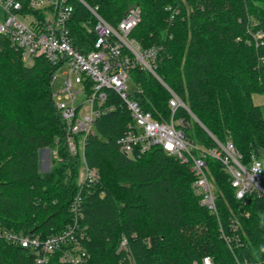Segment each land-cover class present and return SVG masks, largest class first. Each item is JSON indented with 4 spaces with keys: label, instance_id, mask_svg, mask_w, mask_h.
I'll use <instances>...</instances> for the list:
<instances>
[{
    "label": "trees",
    "instance_id": "16d2710c",
    "mask_svg": "<svg viewBox=\"0 0 264 264\" xmlns=\"http://www.w3.org/2000/svg\"><path fill=\"white\" fill-rule=\"evenodd\" d=\"M112 26L134 8L141 21L130 37L157 51L155 78L130 71L129 96L157 121L184 120L187 139L203 150L231 142L249 167L264 151V0H84ZM176 12V13H175ZM95 20L74 2L69 28L82 52L94 49ZM261 34V35H260ZM260 35V36H259ZM57 69L44 58L27 65L0 36V225L42 239L73 224L79 200L82 264H264V197L236 196L232 178L207 157L217 213L201 205L188 167L162 148L140 158L120 151L132 123L124 101L107 90L114 110L97 119L84 145L99 180L79 186L82 159L71 154L67 128L53 99ZM177 96L187 107L173 114ZM197 119V120H196ZM52 167L41 171V152ZM233 223H237L234 231ZM223 234L231 240L229 243ZM126 238L127 250L120 249ZM59 254L47 264H62ZM0 264H37L30 250L0 238Z\"/></svg>",
    "mask_w": 264,
    "mask_h": 264
},
{
    "label": "built area",
    "instance_id": "2783aa9c",
    "mask_svg": "<svg viewBox=\"0 0 264 264\" xmlns=\"http://www.w3.org/2000/svg\"><path fill=\"white\" fill-rule=\"evenodd\" d=\"M74 2H80L95 20L92 31L96 41L94 49L88 52L80 51L71 37L69 23ZM140 21L139 8L131 9L117 26H112L99 15L98 7L89 6L84 0H0V36L8 38L27 65L36 58H44L57 72L64 70L62 88L54 89L53 99L66 124L69 150L73 155L80 154L82 159L81 186H90L99 180L97 170L85 162L84 145L96 120L114 110V105H107L106 91L112 90L124 101L132 117L128 131L118 141L121 152L140 158L160 147L176 157L197 178L194 188L202 196L201 205L215 214L216 194L208 173L207 157L224 166L239 200L253 192L264 197V164L261 159L254 158L249 167L244 166L242 156L231 142L223 145L217 141V148L203 150L186 138L184 128H188V124L184 120L175 121L172 116L168 123L157 121L129 96L128 80L135 67L147 70L161 81L155 72L157 51H144L130 37ZM80 96H84V100L79 101ZM170 106L173 114L179 107L187 109L175 95ZM79 206V200L75 199L70 208L73 224L60 233L42 239L0 225V238L30 250L35 254L37 264H47L56 253H60L59 262L62 264H82L87 251L80 239L88 237L79 224ZM233 228L237 230V223H233ZM223 238L227 243L231 241L224 234ZM127 248V240L123 238L120 249ZM201 264L214 262L210 257H204Z\"/></svg>",
    "mask_w": 264,
    "mask_h": 264
},
{
    "label": "rangeland",
    "instance_id": "374dc122",
    "mask_svg": "<svg viewBox=\"0 0 264 264\" xmlns=\"http://www.w3.org/2000/svg\"><path fill=\"white\" fill-rule=\"evenodd\" d=\"M64 70H59L55 76H54V82H53V88L55 90H58L60 88H62V81H63V74ZM135 84L134 82H132L131 79L128 80V93L132 94L135 91ZM254 101L257 105H260L262 108V112H263V116H264V99L260 96V95H254L253 96ZM79 101L84 100V96H80ZM197 120V119H196ZM80 139H82V137L80 136ZM50 150L48 151V149H45L44 151L41 152V156H42V165H41V170L42 171H46V169L48 168L49 164H50ZM260 159L262 160V162H264V151L262 152ZM52 167V165L50 166ZM84 173V170L81 168L80 169V177H79V181H78V185L80 186L82 184V175Z\"/></svg>",
    "mask_w": 264,
    "mask_h": 264
},
{
    "label": "crops",
    "instance_id": "0c3cea01",
    "mask_svg": "<svg viewBox=\"0 0 264 264\" xmlns=\"http://www.w3.org/2000/svg\"><path fill=\"white\" fill-rule=\"evenodd\" d=\"M49 151V150H48ZM49 158H50V164H49V166H48V168L46 169V171H44V172H48L50 169H51V165H52V163H51V152H50V155H49ZM42 156H41V165H42ZM263 164H264V162H263ZM41 165H40V167H41ZM42 171V170H41Z\"/></svg>",
    "mask_w": 264,
    "mask_h": 264
}]
</instances>
